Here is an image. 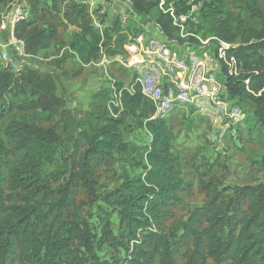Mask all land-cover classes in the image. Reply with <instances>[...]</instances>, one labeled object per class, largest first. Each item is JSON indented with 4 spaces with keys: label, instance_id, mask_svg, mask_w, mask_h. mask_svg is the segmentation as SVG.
<instances>
[{
    "label": "trees",
    "instance_id": "1",
    "mask_svg": "<svg viewBox=\"0 0 264 264\" xmlns=\"http://www.w3.org/2000/svg\"><path fill=\"white\" fill-rule=\"evenodd\" d=\"M171 1L178 12L186 10V0H166L167 5ZM40 2L32 0V6ZM132 3L144 22L154 21L174 37L176 29L169 15L158 10L159 0ZM239 7L250 13L255 25L232 12ZM71 8L83 21L70 43L81 62L91 63L102 51L124 54L127 34L118 22L110 31L102 30L91 23L82 4L73 3ZM37 22L36 15L15 29L28 53L49 48L54 38ZM195 31L231 44L226 51L236 58L238 73L229 74L224 66L222 81L230 99L243 109L245 104L253 106L245 113L251 123L248 129L256 126L264 138V0H204ZM97 97L105 103V111L88 112L77 124L78 136L66 156L72 164L68 179L90 190L91 177L101 165H111L119 156L135 161V154L140 155L135 164L143 172L125 176L110 193L117 224L107 219L94 231L72 203L74 190L61 186L56 190L54 214L43 200L61 178L46 173V165L57 154V132L42 125L53 121L62 105L55 80L33 69L16 73L0 69V264L13 257L22 264H172L171 242L154 227L183 204L181 191L186 189L181 160L172 151L175 116L152 118L155 106L133 80L128 85L116 80L112 90ZM131 126L144 128L150 140L144 145L127 140L125 129ZM261 169L259 183L236 187L227 196L215 187L207 202L194 209L181 234L192 241L196 253L217 264H264V155ZM103 248L113 249L112 253L101 254ZM121 251L127 256L122 257Z\"/></svg>",
    "mask_w": 264,
    "mask_h": 264
},
{
    "label": "rangeland",
    "instance_id": "2",
    "mask_svg": "<svg viewBox=\"0 0 264 264\" xmlns=\"http://www.w3.org/2000/svg\"><path fill=\"white\" fill-rule=\"evenodd\" d=\"M111 0H41L36 6H32V0H7L0 4V23L3 15L13 7L20 9L25 19L35 18L41 29H47L54 33L51 45L46 49H38L34 53L20 56L9 33L0 32V69L10 70L14 73L33 69L46 76L52 77L57 84V95L60 98V108L55 119L51 122H42V125L54 128L57 132L55 158H52L46 165V173L60 175V182L53 184V191L43 195L45 204L52 207L51 214H54L53 203L57 197L56 190L61 186L67 187L71 192L74 190L72 203L80 207L82 217L87 226L94 231H99L103 223L109 219L112 225H116L118 218L113 213L110 193L118 188L125 176H135L143 172L140 164H135L140 159L139 154L136 160L128 162L125 158L119 157L111 165H101L94 171L91 177L90 190L84 189L81 185H75L69 180L71 171V160L68 153L71 152L72 142L78 136L77 124L85 118L88 112L96 114L104 112V102H100L97 94L106 89H113L116 80L126 85L133 80L134 67L124 65L128 63L130 56L111 55L108 52H100L98 58L91 63L81 62L70 47L75 34L80 32L82 20L72 13L71 5L82 4L85 14L91 19V23L100 29L108 28L110 31L118 21L114 8L110 5ZM55 4V5H54ZM56 6V7H54ZM235 15L241 20L251 21L254 25L256 20L250 13L242 8H231ZM104 20V21H102ZM143 23L142 19L140 21ZM114 44L112 49H114ZM5 52V53H4ZM7 55V61L4 59ZM12 63H8L9 60ZM205 69L209 75H215L222 80V66L217 62L214 49L208 52L205 58ZM16 65L20 71H16ZM17 69V70H19ZM231 107L236 112L234 118L227 117L222 122L210 120L192 108L176 109L172 116H175L173 128L176 139L172 143V151L181 160V176L186 183V189L181 191L183 204L173 210L171 218L160 222L154 227L155 231H161L168 236L170 258L172 264H217L210 257L194 251L191 240L181 234L185 223L189 220L192 212L198 206H203L208 199V193L213 188H218L221 195L233 194V189L245 185H255L262 180L261 160L264 155V138L259 134L258 129L249 130L250 121L247 122V110L253 106L245 104V109L234 101ZM31 122H34V115L29 112ZM73 122L70 126L67 123ZM129 130V131H128ZM128 133L126 139L135 142L137 145H144L150 140V135L144 128L125 129ZM65 156V157H64ZM70 184V185H69ZM205 223H201L204 226ZM113 249L103 248L101 254L112 253ZM117 254V251H115ZM122 257L127 254L120 252ZM4 264H22L16 257Z\"/></svg>",
    "mask_w": 264,
    "mask_h": 264
},
{
    "label": "built area",
    "instance_id": "3",
    "mask_svg": "<svg viewBox=\"0 0 264 264\" xmlns=\"http://www.w3.org/2000/svg\"><path fill=\"white\" fill-rule=\"evenodd\" d=\"M11 5L13 7L3 15L0 32L9 33L10 44H15L20 56H26L24 40L15 35L17 24L26 16L20 9L15 10V3ZM110 5L115 10L117 22L127 34L124 49L130 58L124 65L134 67L133 81L155 106L152 118L168 117L183 107L192 108L210 120L222 122L227 117L234 118L236 112L231 107L234 100L229 98L227 85L215 75H209L204 62L212 47L222 73L226 66L229 74H237V61L226 51L231 47L230 43L217 36L203 38L195 31L201 21L204 0H186L184 12H178L174 1L167 5L166 0H159L158 10L169 15L176 29L172 38L154 21L144 22L132 0H111ZM4 59L7 61L6 54ZM10 66L20 71L15 64Z\"/></svg>",
    "mask_w": 264,
    "mask_h": 264
}]
</instances>
